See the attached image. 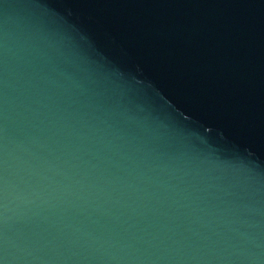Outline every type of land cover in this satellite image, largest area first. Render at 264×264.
<instances>
[{"label":"water","instance_id":"water-1","mask_svg":"<svg viewBox=\"0 0 264 264\" xmlns=\"http://www.w3.org/2000/svg\"><path fill=\"white\" fill-rule=\"evenodd\" d=\"M0 264H264V0H0Z\"/></svg>","mask_w":264,"mask_h":264}]
</instances>
